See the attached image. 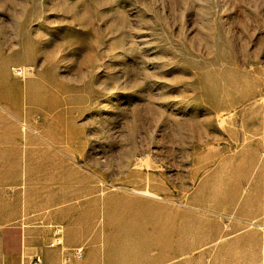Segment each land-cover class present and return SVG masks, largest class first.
<instances>
[{"label": "rangeland", "instance_id": "rangeland-1", "mask_svg": "<svg viewBox=\"0 0 264 264\" xmlns=\"http://www.w3.org/2000/svg\"><path fill=\"white\" fill-rule=\"evenodd\" d=\"M10 66L25 68L23 77ZM7 98L21 112L52 113L35 123L76 138L71 147L84 160L73 168L101 193L149 181L163 200L188 205L218 163L203 161L208 150L257 135L264 0H0V101Z\"/></svg>", "mask_w": 264, "mask_h": 264}, {"label": "crops", "instance_id": "crops-1", "mask_svg": "<svg viewBox=\"0 0 264 264\" xmlns=\"http://www.w3.org/2000/svg\"><path fill=\"white\" fill-rule=\"evenodd\" d=\"M33 92L28 85L29 107L35 104ZM8 101H0V264H23L35 256L41 264L264 260V228L248 226L264 224V112L256 114L262 121L254 124L251 142L203 149L210 151L203 161L219 158L218 163L189 195L188 205L177 206L163 200L155 182L101 193L98 182L73 168L84 160L83 149L71 147L76 138L53 133L51 121L35 123L52 113L36 117L35 111H19L16 100ZM209 181L222 188L207 189ZM245 183L248 189L239 190ZM56 225L60 243L49 246Z\"/></svg>", "mask_w": 264, "mask_h": 264}, {"label": "built area", "instance_id": "built-area-1", "mask_svg": "<svg viewBox=\"0 0 264 264\" xmlns=\"http://www.w3.org/2000/svg\"><path fill=\"white\" fill-rule=\"evenodd\" d=\"M27 71H30L29 67H26ZM10 71L17 77H23L25 68L20 66H10ZM60 236H61V227L59 225L54 226L53 230V239L49 242V246H54L60 243ZM75 254L78 256L80 255V249L75 251ZM23 264H41V260L39 257H31L28 259L26 263ZM261 264H264V260L261 261Z\"/></svg>", "mask_w": 264, "mask_h": 264}, {"label": "bare ground", "instance_id": "bare-ground-1", "mask_svg": "<svg viewBox=\"0 0 264 264\" xmlns=\"http://www.w3.org/2000/svg\"><path fill=\"white\" fill-rule=\"evenodd\" d=\"M136 192H138L140 194H144V195H150V196L154 195L153 193H150L149 191H136Z\"/></svg>", "mask_w": 264, "mask_h": 264}]
</instances>
